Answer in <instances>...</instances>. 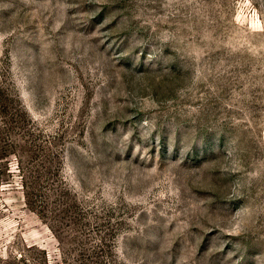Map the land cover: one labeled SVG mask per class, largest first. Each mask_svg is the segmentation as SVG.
Listing matches in <instances>:
<instances>
[{"label":"rangeland","instance_id":"obj_1","mask_svg":"<svg viewBox=\"0 0 264 264\" xmlns=\"http://www.w3.org/2000/svg\"><path fill=\"white\" fill-rule=\"evenodd\" d=\"M0 264H264V0H0Z\"/></svg>","mask_w":264,"mask_h":264},{"label":"trees","instance_id":"obj_2","mask_svg":"<svg viewBox=\"0 0 264 264\" xmlns=\"http://www.w3.org/2000/svg\"><path fill=\"white\" fill-rule=\"evenodd\" d=\"M10 180V179H9ZM7 183H10V184H12V182L11 181H8Z\"/></svg>","mask_w":264,"mask_h":264}]
</instances>
